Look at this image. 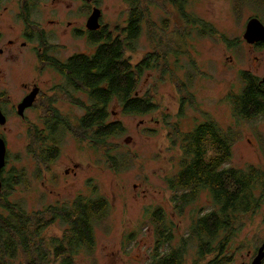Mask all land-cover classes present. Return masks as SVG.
I'll return each instance as SVG.
<instances>
[{
    "label": "rangeland",
    "instance_id": "374dc122",
    "mask_svg": "<svg viewBox=\"0 0 264 264\" xmlns=\"http://www.w3.org/2000/svg\"><path fill=\"white\" fill-rule=\"evenodd\" d=\"M104 1L106 20L113 27L121 24L124 28L128 20L125 0ZM260 1V8L236 10L233 0H188L185 14L197 19V26L187 25L177 10L163 0L148 6L149 20L143 24L137 51L126 56L136 65L144 56L155 52L162 57L165 72L149 71L138 84V96L152 98L158 106L156 111L145 116L124 115L118 104L113 102L109 107L111 120L121 122L125 129L120 138L111 140L118 146L116 155L130 160L129 168L117 173L109 169L99 153L85 143H78L72 135L66 136L58 160L48 170L41 169L27 154L28 128L39 127L45 111L36 104L25 113V118L16 114L15 106L25 96L22 82L40 78L46 93L43 98L56 101L54 105L59 114L70 120L73 128L84 112L57 92L64 80L56 71L40 68L42 71L37 72V42L32 40L22 49L21 44L27 42L23 38L26 33H18L20 28L9 20V15L8 21L0 24V50H3L0 94H5L7 102L2 110L8 118L2 132L8 147L7 170H24L28 181V187H17L10 200L22 202L27 211L72 203L77 197L103 196L108 201V216L95 232V252L89 257L80 256L77 264H150L154 244L145 226L149 221L148 211L163 209L167 221L176 227L173 233L181 238L188 236L198 217L210 211L209 196L203 192L183 207L182 214H175L171 201L175 196L166 180L178 171L181 161L182 143L177 133L189 134L197 125L207 121L215 123L221 135L231 134L235 138L231 159L224 167L242 171L254 167L264 172V151L261 150L264 144L257 151L247 144L248 137H256L255 131L258 132L256 139L262 144L264 120L255 121V128L251 130L235 116L228 101L229 94L240 95L242 73L253 78L264 76V47L250 48L242 38L250 18L257 17L264 25V0ZM37 18L47 29H53L42 16ZM201 22L212 28V35L196 34L200 33ZM184 33H190V38L186 40ZM46 36L53 50L51 55L61 61L75 53L91 55L95 50L86 39L73 33H46ZM11 41L16 47L9 49ZM10 54L18 55L17 59L9 61ZM10 72L15 80H9ZM75 98L86 101L81 94ZM126 139L131 142L126 144ZM204 148L207 159L218 156L217 150L211 151L209 144ZM73 165L79 166L76 174L66 175L65 171ZM260 189L253 193L260 199L259 213L241 226L240 239L251 237V232L259 235L264 228V194ZM49 232L60 235L59 228ZM126 232H132L129 240H123ZM178 245L179 241L173 242V246ZM183 263L200 264L196 243L189 244Z\"/></svg>",
    "mask_w": 264,
    "mask_h": 264
},
{
    "label": "trees",
    "instance_id": "16d2710c",
    "mask_svg": "<svg viewBox=\"0 0 264 264\" xmlns=\"http://www.w3.org/2000/svg\"><path fill=\"white\" fill-rule=\"evenodd\" d=\"M163 1L174 7L187 25H198L197 19L185 14L188 0ZM155 2L125 0L128 5L125 27L120 25L115 29L112 26L110 33H91L89 44L95 49L91 55H75L65 63L48 59L49 65H53L66 79L62 94L81 107L84 114L76 120L73 128L70 120L49 107L48 111L47 108L45 110V127L40 129L34 125L28 128L27 154L41 169L48 170L58 160L67 135L74 136L78 143H85L99 153L113 172L129 168V157L117 156L118 146L111 142L120 138L125 129L121 122L111 120L109 107L114 102L121 107L124 115L136 116L148 115L158 108L152 98L138 96L137 89L145 73L156 69L165 72L162 57L155 52L149 53L138 64L132 65L126 56L137 51L143 24L149 20L148 6ZM233 2L236 10L261 7L260 0ZM199 27L198 36L213 34L208 24L201 22ZM184 38L189 39L190 33H184ZM42 46L46 51L51 49L47 43H42ZM241 81L246 87L240 95L232 100L228 97L235 116L239 120H247L264 114V93L257 89L253 77L242 73ZM78 93L86 95L87 102L76 99L75 94ZM220 136L224 135L210 121L197 125L189 134L177 133L182 143L181 161L178 171L166 180L175 196L171 199L175 214H182L183 207L194 202L202 190L213 196L218 211L216 215L208 212L198 217L192 223L188 236L182 237L178 246H173V237L164 236V231L173 226L166 225L163 209L154 210L149 221L158 226L150 264H184L190 243L197 244L199 254H209L216 231L228 227L230 210L240 208L247 211L252 206L251 197L258 185L264 183V172L254 167L246 171L224 167L231 159L235 138L231 134L223 138ZM207 144L211 151L217 150L218 156L206 158L204 146ZM2 173L5 178L0 189V264H77L80 256L93 255L96 229L105 222L109 213L105 197H77L72 203L27 211L22 202L9 198L17 187H28L26 172L6 170ZM57 228L60 235H50L49 231Z\"/></svg>",
    "mask_w": 264,
    "mask_h": 264
},
{
    "label": "flooded vegetation",
    "instance_id": "af4514ba",
    "mask_svg": "<svg viewBox=\"0 0 264 264\" xmlns=\"http://www.w3.org/2000/svg\"><path fill=\"white\" fill-rule=\"evenodd\" d=\"M104 0H0V24L7 22L8 18L7 15L10 16V21L12 20L16 26L20 28L18 33H30L28 35L24 34L23 38L27 42H23L21 45L22 49L26 48V44L28 42H32V40H35L37 42L38 47L35 49V60L37 64V72H41L42 70L40 68H44L45 70H54L56 71L64 80V84L58 86L57 92L62 94V89L64 88V85L66 83V79L55 69L53 65H49L51 63L48 62V59L55 60L59 63H65L68 59L61 61L57 57L52 56L51 53L53 50H47L44 46H42V43H48L46 33H73L76 37L81 39H86L89 43V37L91 33H107V31L110 33L112 25L110 22L106 20L107 13L104 8ZM11 6V8H10ZM96 13L97 17V23L95 24L96 29H92L93 26L89 23L90 17ZM38 16H42L46 22V25L53 29H47L44 25L43 21L38 19ZM116 24V23H115ZM121 25V24H120ZM120 25H115L114 28L117 29L120 27ZM0 33H2L0 31ZM32 38V40L28 39ZM31 36V37H30ZM248 44V43H247ZM261 43L256 44H248L250 48H258L260 47ZM16 44L15 42H9L8 48L12 49L15 48ZM264 47V45L262 46ZM21 49V50H22ZM53 49V48H52ZM21 56L23 54L22 51ZM3 54V50H0V55ZM11 55V54H10ZM75 55H86L84 52L81 53H75L70 56L73 57ZM18 55H11V58L9 61H14L17 59ZM20 56V57H21ZM45 60V61H44ZM47 61V62H46ZM58 63V64H59ZM41 66V67H40ZM10 72V78L9 80H15L12 79ZM0 79H1V71H0ZM256 82L257 89L264 93V76L262 78L257 77L253 78ZM21 85L23 86L25 90V96L21 99V102L32 94L33 92L36 93V98L34 103L31 107L27 108L24 112L25 113L28 110H31L36 104H40L42 106L43 111H47L49 107L56 110L58 113V109L55 107L56 101H51L43 98L46 96V93L43 88V83L41 82L40 78L33 79V81L30 82H22ZM246 87V84H242V89ZM86 97L87 102V96L83 93H78ZM75 94V95H78ZM4 95L0 94V109L4 116L7 118L6 114L3 112L2 107L3 104H6L7 101H4ZM66 97L65 94H62ZM235 94H229L228 97L233 99L235 97ZM50 98V97H48ZM80 100V99H78ZM82 101V100H81ZM84 102V101H83ZM18 103L16 108V114H17V106L20 104ZM79 107V106H78ZM81 109V107H79ZM83 112L84 110L81 109ZM18 115V114H17ZM20 117V116H19ZM22 118V117H20ZM257 120H264V114H260L258 117L253 119H243L241 120L242 123L247 124L248 128L251 130H254L255 128V121ZM8 121V118H7ZM217 125V124H216ZM218 126V125H217ZM39 127L40 129H43L45 127V119L40 122ZM3 130H5V126H0V137L3 138V140L6 143V140L4 139V136L2 134ZM256 132V137L258 138V132ZM223 137H226L225 135ZM220 136V138H223ZM256 137H253L251 135L247 138V144L250 149L257 151L261 145L264 144V141H262V144H260V141L256 139ZM254 138V139H253ZM216 140V139H215ZM6 165L3 168V171L7 170V156H8V147L6 143ZM261 150L264 151V148L262 147ZM79 166L73 165L72 168L67 169L65 171L66 175H75L76 171H78ZM5 178V175L1 173L0 176V183ZM261 188V189H260ZM1 189V188H0ZM262 191V195L264 194V183H261L258 185L257 190ZM207 191H201L200 193H203ZM255 192V191H254ZM253 192V193H254ZM199 193V194H200ZM209 196V194L207 193ZM210 200V213L217 214L218 211V205L214 201L213 196H209L208 198ZM252 200V206L249 208V210L245 211L244 209H238L236 211L230 210V222L228 224V227L226 229L220 230L219 232L216 231V237L213 240V243L211 244V251L209 254L206 255H200V264L204 262L205 264H264V228L260 230L259 235L255 232H251V237L246 236L245 238H239L241 233L243 232V229L241 226L245 224V222L248 219H251V217L259 213V207L258 202L259 198L257 199L255 197V194L253 197H251ZM153 214V211H148V217L150 218ZM201 217V216H200ZM166 225L169 227L173 226L174 223L171 221H167ZM213 225H215L213 223ZM150 231L151 239L153 240V244L155 243V236H156V226L158 224L152 223L148 221L146 225ZM263 226H264V217H263ZM176 227L173 226L172 229H167L164 231V236H172L173 242L179 241L181 237H177L175 232ZM132 234V232H126L123 235V240H128L129 235ZM218 236V237H217ZM153 256V251L150 256V260Z\"/></svg>",
    "mask_w": 264,
    "mask_h": 264
},
{
    "label": "water",
    "instance_id": "95a60500",
    "mask_svg": "<svg viewBox=\"0 0 264 264\" xmlns=\"http://www.w3.org/2000/svg\"><path fill=\"white\" fill-rule=\"evenodd\" d=\"M97 15L94 13L89 20V23L91 24L92 29H96L95 24L97 23ZM243 40L248 43V44H256V43H264V25L260 21L259 18L253 17L250 18L246 24L245 32L242 36ZM36 98V93L33 92L29 96H27L22 103H20L17 106V114L20 117H24V112L27 108L31 107L32 104L34 103ZM7 123V118L4 116L0 109V126H5ZM131 142V139H126L125 143L128 144ZM6 143L3 140V138L0 137V176L2 173L3 168L6 165ZM0 188H1V183H0Z\"/></svg>",
    "mask_w": 264,
    "mask_h": 264
}]
</instances>
